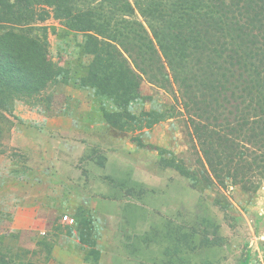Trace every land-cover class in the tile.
Here are the masks:
<instances>
[{
  "label": "rangeland",
  "instance_id": "rangeland-1",
  "mask_svg": "<svg viewBox=\"0 0 264 264\" xmlns=\"http://www.w3.org/2000/svg\"><path fill=\"white\" fill-rule=\"evenodd\" d=\"M128 1L144 24L135 4L151 0ZM23 28L46 37L48 59L72 77L0 111V253L10 264H87L62 219L80 208L98 236V264H264V180L252 194L233 186L201 191L159 163L161 150L190 166L199 157L175 90L142 80L145 109L163 120L140 135L118 132L77 85L92 59L79 53L84 35L50 11L0 32Z\"/></svg>",
  "mask_w": 264,
  "mask_h": 264
},
{
  "label": "trees",
  "instance_id": "trees-1",
  "mask_svg": "<svg viewBox=\"0 0 264 264\" xmlns=\"http://www.w3.org/2000/svg\"><path fill=\"white\" fill-rule=\"evenodd\" d=\"M135 5L144 24L132 18L128 0H0V25L25 27L50 11L83 34L79 53L92 59L77 85L92 92L103 122L118 132L140 135L163 120V112L145 109L142 80L175 90L199 157L190 166L161 150V166L201 191L233 186L255 193L264 180V0ZM70 73L48 59L46 37H31L24 28L0 32V111L15 98L29 100L66 84ZM72 225L82 261L98 264L88 211L80 208ZM0 264H10L1 253Z\"/></svg>",
  "mask_w": 264,
  "mask_h": 264
},
{
  "label": "built area",
  "instance_id": "built-area-1",
  "mask_svg": "<svg viewBox=\"0 0 264 264\" xmlns=\"http://www.w3.org/2000/svg\"><path fill=\"white\" fill-rule=\"evenodd\" d=\"M63 221H67V223H69L70 225H72L73 224V219L72 218H68V216H63Z\"/></svg>",
  "mask_w": 264,
  "mask_h": 264
}]
</instances>
